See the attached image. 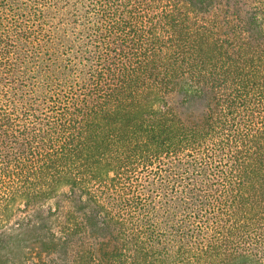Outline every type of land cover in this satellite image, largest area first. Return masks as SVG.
<instances>
[{
	"label": "trees",
	"instance_id": "1",
	"mask_svg": "<svg viewBox=\"0 0 264 264\" xmlns=\"http://www.w3.org/2000/svg\"><path fill=\"white\" fill-rule=\"evenodd\" d=\"M0 264H264V0H0Z\"/></svg>",
	"mask_w": 264,
	"mask_h": 264
}]
</instances>
